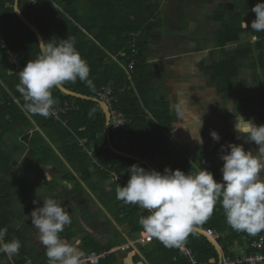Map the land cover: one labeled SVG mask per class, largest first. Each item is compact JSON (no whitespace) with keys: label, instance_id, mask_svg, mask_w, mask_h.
I'll use <instances>...</instances> for the list:
<instances>
[{"label":"trees","instance_id":"obj_1","mask_svg":"<svg viewBox=\"0 0 264 264\" xmlns=\"http://www.w3.org/2000/svg\"><path fill=\"white\" fill-rule=\"evenodd\" d=\"M254 1L246 0L243 12L230 13V18L222 23L216 34L217 46L223 47L230 42H237L240 39V34L246 32L247 29L241 25L245 19L244 15L252 11ZM89 2L90 8H87L89 14L83 21L79 16L81 0H38L33 7H29L19 0V8L25 17L32 20L37 26L45 42L51 40V42L59 44L61 40L65 39V31L70 32L66 39L75 40V47L90 67L89 79L93 86L89 88L85 82L77 79L75 82H66L63 85L65 88L96 97L101 86L112 83L114 95L118 98V108L130 119L128 139L125 143L131 146L135 154L152 162L160 169L161 173L165 167L173 171L180 169L186 174L195 173L201 169L208 170L211 165L209 163L206 165L207 161H202L206 154H191L190 157L185 155L184 151L177 149L165 133L172 123L167 103H164L162 114L154 111L148 104L146 93L148 92V82L153 78V74L146 63V34L159 28L157 14L160 0H89ZM13 5L14 0H0V34L5 35L3 37L8 44V49H5L0 43V228H7L5 242L17 239L21 243V248L19 253L11 259L6 254L0 253V264H27L28 262L30 264H47L45 251H35L28 245L27 235L30 225L19 227L14 224L20 215L14 210L15 200L17 196L19 198L30 189L25 190L26 178L24 175L15 176L11 154L1 145L2 137L14 131V125L24 126L31 122L30 118L42 126L45 136L49 139L52 134L48 129L53 130L55 137L51 138V141L58 144L59 151L63 156L60 161V166L64 170L62 178L74 184L71 193L83 188L82 182L87 188H98L100 191L95 192L98 195V201L119 226H127L131 233L143 232L139 220L148 214L138 205L124 204L118 200L116 189L119 186H126V184L110 183L109 176L112 171L122 174L129 180L128 168L134 164L146 170L149 169L139 160L117 156L110 151L107 147L105 116L99 105L91 100L66 95L55 88L52 91L57 101L56 104L65 102H74L75 104L73 109L58 120L51 116L45 118L39 115H28L22 110L24 99L17 91L19 75L8 63V50L19 47L20 56L27 64L29 60H34L39 54V43L36 35L16 18ZM215 20L221 21V16H216ZM77 24L90 35L94 30H98L95 40L99 44H96L95 40L81 31ZM259 36L256 47L262 49L259 51L258 59L261 67L264 68V36L262 37L260 33ZM132 43L136 44L138 53L136 55L137 63L132 71V79L129 81L120 65L116 62L106 63L105 58L111 54L117 56L124 65L127 64V58L132 55ZM251 53L250 44H245L239 47L230 58L221 62L220 67L216 70L223 77L226 88H229L232 77L237 73V67L235 68L234 65L236 60L248 57ZM252 99L258 101V98L254 97H246L242 101L249 106ZM260 113V117L264 121V107ZM110 135L113 140L117 133L110 132ZM80 142L82 145L79 144ZM20 144L24 147L27 146L30 150L41 147L39 140L34 138L33 134H24ZM82 146L92 150V158L96 159V163L93 165L94 173L89 169L88 154L83 151ZM109 164L111 168L107 171L99 168V166L106 167ZM94 174L98 178L96 183L90 181ZM43 193L45 198L55 197L49 196L45 192L39 195L43 196ZM196 226L200 230L211 228L219 234L214 238L215 245L197 230H192L185 238L187 245L196 253L199 261L207 264L219 263L215 246H218L223 254L235 259L236 256L231 249L234 242L248 246L254 238L264 232L249 235L246 232L235 231L228 225L219 203L213 214ZM80 240V248L85 256L96 255L100 251L113 250L98 263H115L116 250L114 249L120 243L109 241L107 245H104L90 235H84ZM149 244L151 251L145 252L148 262L166 264L167 259H173L175 262L173 264H189L183 258H179L178 247H166L156 238ZM153 251H160V258L156 261H153L152 255L150 256Z\"/></svg>","mask_w":264,"mask_h":264},{"label":"crops","instance_id":"obj_2","mask_svg":"<svg viewBox=\"0 0 264 264\" xmlns=\"http://www.w3.org/2000/svg\"><path fill=\"white\" fill-rule=\"evenodd\" d=\"M240 1H242L241 8L243 9L246 0ZM258 2V0H255L253 7ZM227 3L233 4L231 9L228 7L230 4L227 6ZM234 4V0H163L157 14L160 23L159 28H155L146 34V63L153 74V78L148 82V92L146 93L148 104L154 111L162 114L164 103H167L168 114L172 118V123L165 133L177 149L184 151L185 155L190 157L196 154H206V156H203L202 161H207L206 165L208 163L211 165L208 171L213 173L217 181L222 180L221 168L224 163L220 159L222 145L235 143L243 145L245 150H255L257 148L254 142L240 137L234 130L236 115L239 114L245 119L252 120L256 125H264V121L260 117V111L264 105L256 106L259 102L257 93L264 92V68L261 67L258 59L259 51H262V49L256 47V42L260 37L259 33L263 37L264 32L251 30V22L255 19V13L251 11L244 15V21L248 24V29L240 34V39L237 42H230L223 47L216 44V34L222 23L230 18L231 12L239 13ZM79 8L81 20H86L88 17L87 7L80 4ZM216 16H221V21L215 20ZM248 19H251L250 22ZM77 26L89 38L95 40L92 33V35L88 34L79 24ZM68 33L70 32L65 31V39L69 36ZM1 36L5 35L0 34ZM253 37H256V39H253ZM95 42L99 44L97 40ZM245 44H250L252 53L248 57L236 60L234 65L235 68L237 67V73L232 77L229 88H226L223 77L217 73L216 69L220 67L221 62L228 57L230 58L239 47ZM16 48L19 51L20 48ZM105 59L106 63L116 62L122 67L119 63L123 64V62L117 56L110 54ZM253 80L257 82L250 87L248 82ZM245 85L248 88L250 87V93L241 92ZM246 97L258 98L257 102L252 99L254 102L251 101L250 106L253 105L252 109H249L243 103L242 99ZM30 120L31 122L24 126L14 125V131L2 137L1 145L5 146L3 140L6 136L14 137V141L20 148L4 147L5 150L10 152L12 160L26 158L40 162L46 161L45 164L48 168L44 170L45 173L42 177L40 176L41 173L40 175L36 172L31 174L30 167H27L21 173L14 172L15 176L19 174L25 176V190L30 189L26 192L29 194L39 190L40 193L45 192L52 196L53 192L60 189L68 190V194H70L71 190L74 189V184L62 178L64 170L60 166V161L63 156L59 151L58 144L51 141V138L55 137L53 130L48 129L49 133L52 134L49 139L45 136V130L42 126L31 118ZM19 127L23 130L20 134L17 132ZM199 127L202 143L198 141L199 133L197 129ZM212 131H216L221 137L218 142L212 139L210 134ZM24 134H33V137L39 140L41 147L30 150L27 146H22L20 140ZM79 144L82 145V142ZM82 149L88 154L89 169L94 173L93 159L89 156L92 154V150L87 149L85 146H82ZM130 153L140 157L134 151ZM97 180L95 174L90 178L93 183H96ZM65 181L72 185L70 190L65 187ZM82 185L83 188L76 190L73 195L80 191H87L99 211H102L105 215L109 214L98 201V195L95 192L100 190L98 188H87L83 182ZM106 185L104 186L106 187ZM44 187H47L48 190H45ZM117 227L109 239L113 243H120L114 249L116 250L114 264H152L145 258V252L147 250L148 252L151 251L150 244L145 246L128 244V240L136 238L142 232L131 233L129 228L124 225H118ZM119 228H122V230L120 231ZM246 248L247 244H238L237 242H234L231 246L235 256L244 253ZM151 255L153 261H156L160 258V251H153ZM179 258L181 257L179 256ZM165 262L166 264L175 263L173 259H167Z\"/></svg>","mask_w":264,"mask_h":264},{"label":"clouds","instance_id":"obj_3","mask_svg":"<svg viewBox=\"0 0 264 264\" xmlns=\"http://www.w3.org/2000/svg\"><path fill=\"white\" fill-rule=\"evenodd\" d=\"M252 12L255 19L251 30L264 32V0L258 2ZM241 26L248 29L245 21ZM38 46L36 58L19 71L17 91L24 99L22 110L26 114L48 118L55 115L57 101L53 89L77 79L89 88L93 85L89 79L90 67L75 47L74 39H63L59 44L41 41ZM200 127L198 141L202 143ZM234 130L240 137L254 142L257 148L245 150L243 145L235 143L222 145V180L217 181L206 169L186 174L180 169L173 171L165 167L161 173L134 164L128 168L130 178L126 186L116 189L117 199L148 210L150 214L142 216L139 223L147 234L166 247H179L194 225L203 223L213 214L218 203L228 225L235 231L249 235L264 231V125H256L237 114ZM210 134L214 141L221 139L216 131ZM118 178L117 175L115 179ZM65 187L70 190L72 185L65 181ZM30 217L39 242L45 247L47 264H84L81 240L73 237L66 241L61 236L72 223L62 202L49 197L43 200L42 207L31 211ZM6 234L7 228H0V253L11 259L19 253L21 243L17 239L5 242Z\"/></svg>","mask_w":264,"mask_h":264},{"label":"built area","instance_id":"obj_4","mask_svg":"<svg viewBox=\"0 0 264 264\" xmlns=\"http://www.w3.org/2000/svg\"><path fill=\"white\" fill-rule=\"evenodd\" d=\"M26 3L27 6L33 7L37 4L33 3L32 0H22ZM38 1V0H37ZM32 21V20H31ZM33 22V21H32ZM0 43L3 48L8 49V44L4 37H0ZM132 55L127 58L128 63L124 65V63H119L122 65L126 77L129 81L132 79V71L134 65L137 63L136 55L138 53V49L135 43L131 44ZM8 63L13 67L14 71L19 75V71H21L25 66V62L21 59L19 51L17 48H12L8 50ZM96 98L100 101L105 102L110 111V132L117 133V136L113 139V143L119 149L126 151L128 153L132 152L131 146L126 142L128 139V126L130 124V119L125 115V113L118 108V98L114 95V88L112 84H106L100 87L96 94ZM55 115L51 116L55 120H58L62 115H65L68 111L75 107L74 102H65L63 104H55ZM149 161V160H148ZM150 162V161H149ZM96 163V162H95ZM152 163V162H151ZM153 164V163H152ZM154 165V164H153ZM157 171L161 172L158 167H156ZM101 170L107 171L111 168V165L108 166H99ZM119 176L118 180L115 179L116 176ZM110 182L111 183H120L127 184V179L122 175L115 172H110ZM148 215L150 214L148 210L142 209ZM193 228L200 230L196 225ZM204 234L214 240L218 236L216 232H214L211 228H204L201 230ZM154 240V237L147 234L143 231L133 240H128V244L132 246H145L151 243ZM128 248V247H127ZM113 250L108 251H100L98 254H88L85 256L84 264H97L98 261L104 260L109 253ZM178 254L181 258L186 260L189 264H207L200 262L196 253L187 245L186 240H184L180 246L178 247ZM264 264V232L261 233L257 238H254L251 243L247 246L246 251L236 256L235 259H232L227 254L222 253V264Z\"/></svg>","mask_w":264,"mask_h":264},{"label":"rangeland","instance_id":"obj_5","mask_svg":"<svg viewBox=\"0 0 264 264\" xmlns=\"http://www.w3.org/2000/svg\"><path fill=\"white\" fill-rule=\"evenodd\" d=\"M162 1L163 0H160V5ZM234 2H235L234 5L236 7V10L238 12H243V9L241 8L242 1L234 0ZM89 3H90L89 0H81V4L84 7L90 8ZM250 20L251 19H248L249 22ZM242 38L244 39L243 36ZM255 82L257 81L253 80L248 82L249 86L252 87V85ZM249 88L248 86L245 85L243 86L241 92L250 93ZM257 94L259 95L260 92ZM248 108L252 109L253 105L252 106L249 105ZM22 131L23 130L20 127L17 130L19 134ZM3 141L5 146L20 148L18 144H16V142L14 141V137L6 136ZM89 156L92 158V154H90ZM92 159H93V163H95L96 159L94 158ZM45 163L46 161L40 162L34 159H26V158H21V159L18 158L12 160L13 171L15 173H21L27 167H30L29 170L31 174L36 172L40 175L41 173L42 174L40 175L41 177L45 173L44 170L48 168ZM43 165H45V167H43ZM44 189L48 190L47 187H44ZM39 193H40L39 190H37L36 192H31V194L24 193L22 194V197L20 196L19 198L17 196V199L15 200V204L13 205V207L14 210H16V212L20 215H18L19 218L15 220L14 224L19 227L26 224L30 225V231L28 232L27 235L28 245H30V248H32L35 251L43 252L45 251V247L39 242L37 230L31 224V217H30L31 211L34 210V208L36 207H42L43 200L47 199L39 195ZM52 194L55 195L54 197L55 199L62 202L67 207V210L69 211V214L72 218V223L66 226L64 232L61 233L62 238H64L66 241H71L73 237L71 235L75 234V236L78 237L79 239L82 238V236L84 235H90L95 239H97L98 242L104 245L105 244L107 245V242L111 241L109 239L111 235L114 234V231L118 226V224L109 214L105 215L102 211H99V208H97L96 203L93 201V199L90 197L87 191L85 192L80 191L79 193L73 195V193L71 192L70 194H68V190L60 189L58 191L53 192ZM33 201H38V203L34 204ZM119 230L121 231L122 228H119ZM27 264H30V262H28Z\"/></svg>","mask_w":264,"mask_h":264},{"label":"water","instance_id":"obj_6","mask_svg":"<svg viewBox=\"0 0 264 264\" xmlns=\"http://www.w3.org/2000/svg\"><path fill=\"white\" fill-rule=\"evenodd\" d=\"M228 4H230V5L228 6ZM227 6L231 9L233 4L232 3H227ZM18 8H19V0H14L13 10H14V14H15L16 18L18 20H20L31 32H33L36 35V37L38 39V43H40L41 41H44L43 37L40 34L39 29L37 28V26L31 20H29V19H27L25 17V15L22 13L20 8H19L18 11H16ZM92 34L96 38L97 34H98V30H94L92 32ZM56 89H58L59 91H61L62 93L66 94V95H70V96H73V97H76V98H79V99H83V100H91V101L96 102L99 105L102 113L105 116L106 140H107V146L110 149V151H112L117 156L139 160L142 164L146 165L149 170H156L154 165L151 162H149L148 160L142 159L140 157H136V156H134L131 153H128L126 151H123V150L119 149L118 147H116L113 144V142L111 140L110 125H109L110 111H109L108 105L105 102L100 101L96 97H90V96L83 95L81 93L69 90V89L65 88L63 85L58 87V88H56ZM252 103H254V102L252 101ZM261 105H264V92H260V94H259V102L256 104V106H261ZM193 230H197V229L193 228ZM197 231L202 233L212 244L215 245V242H214V240L212 238L206 236L204 234V232H202L201 230H197ZM215 247H216V250H217V253H218V256H219V263L218 264H222V252H221V250H220V248L218 246H215Z\"/></svg>","mask_w":264,"mask_h":264}]
</instances>
